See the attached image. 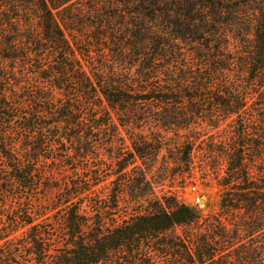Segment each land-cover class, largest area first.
Instances as JSON below:
<instances>
[{"label": "trees", "instance_id": "trees-1", "mask_svg": "<svg viewBox=\"0 0 264 264\" xmlns=\"http://www.w3.org/2000/svg\"><path fill=\"white\" fill-rule=\"evenodd\" d=\"M0 264H264V0H0Z\"/></svg>", "mask_w": 264, "mask_h": 264}, {"label": "rangeland", "instance_id": "rangeland-1", "mask_svg": "<svg viewBox=\"0 0 264 264\" xmlns=\"http://www.w3.org/2000/svg\"><path fill=\"white\" fill-rule=\"evenodd\" d=\"M184 135H191L189 131H182ZM207 137V136H205ZM204 137V138H205ZM205 152L196 151L194 153V164L197 170V179L181 178L180 174L187 176L188 162L183 157L178 156L175 160L169 158V155L165 150H162L158 155L155 162L152 173H155L158 167L164 161H168L169 172L171 179H167L163 182V185H159L157 175L152 180L153 189L156 195L161 196L166 194L167 197L177 199L179 202L189 206L199 215L205 217L210 214H214L219 211L220 199H221V188L218 186L215 177H213V168L209 159L205 155ZM140 163V162H138ZM202 167H205L211 177L207 179L202 178L201 172L199 171ZM70 171L66 166H61L55 173L54 178L57 180L62 179L64 176L69 174ZM221 174L223 172L221 171ZM175 176L174 179H172ZM130 192H126V198L130 199ZM56 197V191L48 193L46 196V202L53 200ZM180 233V232H179Z\"/></svg>", "mask_w": 264, "mask_h": 264}]
</instances>
